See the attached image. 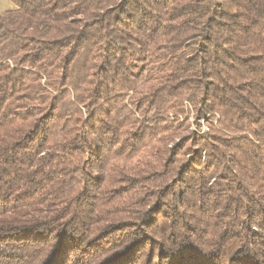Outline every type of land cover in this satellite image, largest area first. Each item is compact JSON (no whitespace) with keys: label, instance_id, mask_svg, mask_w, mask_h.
I'll list each match as a JSON object with an SVG mask.
<instances>
[{"label":"trees","instance_id":"1","mask_svg":"<svg viewBox=\"0 0 264 264\" xmlns=\"http://www.w3.org/2000/svg\"><path fill=\"white\" fill-rule=\"evenodd\" d=\"M12 2L0 264H264V0Z\"/></svg>","mask_w":264,"mask_h":264},{"label":"rangeland","instance_id":"2","mask_svg":"<svg viewBox=\"0 0 264 264\" xmlns=\"http://www.w3.org/2000/svg\"><path fill=\"white\" fill-rule=\"evenodd\" d=\"M9 6L17 7V5L14 2H12V0H0V11H4ZM185 105L187 107L185 115L177 114V116L179 117L180 121L183 122L187 119L188 121H186V123L190 125V128L194 130H198L197 125L194 123L192 107L189 106L190 104L188 102H185ZM169 115L172 118V120H174V116H172L173 114H169ZM201 126H202L200 130L201 132L208 128V125L204 119L201 120ZM126 235L127 233L125 234L118 233L114 236L107 237L106 238L107 242L105 241L104 244L105 245L107 244L108 247L111 245L116 246L120 244L122 240L127 239ZM166 250L168 251L169 248L167 245H165V243H161L157 239H155L154 241L148 240V242L145 244L142 242L135 244L134 247L131 249L130 253L128 254L127 258H129L132 261L131 264H174L168 260ZM75 257H76L75 255H72V259Z\"/></svg>","mask_w":264,"mask_h":264}]
</instances>
